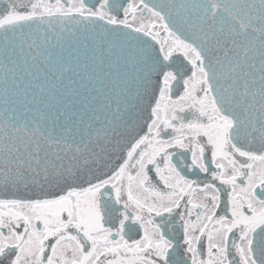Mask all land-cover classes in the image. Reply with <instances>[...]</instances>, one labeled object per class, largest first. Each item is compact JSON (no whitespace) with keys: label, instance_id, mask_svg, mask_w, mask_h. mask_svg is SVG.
<instances>
[{"label":"snow or ice","instance_id":"snow-or-ice-1","mask_svg":"<svg viewBox=\"0 0 264 264\" xmlns=\"http://www.w3.org/2000/svg\"><path fill=\"white\" fill-rule=\"evenodd\" d=\"M0 264H264V0H0Z\"/></svg>","mask_w":264,"mask_h":264}]
</instances>
